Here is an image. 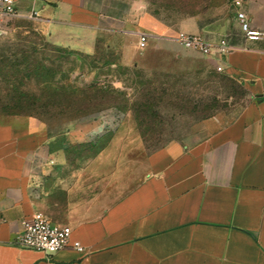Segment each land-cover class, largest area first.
Instances as JSON below:
<instances>
[{
    "label": "crops",
    "instance_id": "1",
    "mask_svg": "<svg viewBox=\"0 0 264 264\" xmlns=\"http://www.w3.org/2000/svg\"><path fill=\"white\" fill-rule=\"evenodd\" d=\"M15 1L20 12L39 13L55 45L93 53L112 37L125 44V65L147 70L175 71L185 53L180 34L201 35L213 46L226 42L227 55L202 56L240 85L247 101L208 119L203 142H172L148 157L145 175L128 187L120 167L105 175L70 169L69 150L110 134L117 112L60 133L32 118H6L0 122V264H264V38H246L232 0L171 27L143 1ZM243 10L251 27L264 32V0H243ZM142 34L149 36L143 49ZM36 213L69 226L71 241L86 251L48 255L17 247L22 222Z\"/></svg>",
    "mask_w": 264,
    "mask_h": 264
},
{
    "label": "rangeland",
    "instance_id": "2",
    "mask_svg": "<svg viewBox=\"0 0 264 264\" xmlns=\"http://www.w3.org/2000/svg\"><path fill=\"white\" fill-rule=\"evenodd\" d=\"M131 1H143L171 27L225 0ZM0 29V122L24 115L60 133L117 112L118 126L110 134L95 144L73 146L69 157L73 171L105 175L120 167L126 172L123 187L142 179L148 157L172 142H203L208 119L247 101L240 85L186 49L179 66L167 73L125 65V44L118 45L112 37L102 38L95 52L85 53L55 45L37 20L7 19ZM78 157L83 163L76 162Z\"/></svg>",
    "mask_w": 264,
    "mask_h": 264
},
{
    "label": "built area",
    "instance_id": "3",
    "mask_svg": "<svg viewBox=\"0 0 264 264\" xmlns=\"http://www.w3.org/2000/svg\"><path fill=\"white\" fill-rule=\"evenodd\" d=\"M236 9L237 20L241 29L249 40H261L264 38V32L254 30L251 27L248 15L243 10V0H232ZM39 13L36 10L28 13H22L17 10L15 0H0V25L7 19H25L38 20ZM3 31L0 29V33ZM149 36L142 34L140 36L139 46L145 48L148 44ZM180 45L187 50L195 51L203 56H224L227 55L232 47L226 42L213 46L201 35L180 34L178 37ZM23 230L15 236L14 244L17 247L31 249L53 255L67 248H73L81 253L86 249L80 242H72V229L66 225L53 223L43 213L33 215L32 221L22 222Z\"/></svg>",
    "mask_w": 264,
    "mask_h": 264
},
{
    "label": "trees",
    "instance_id": "4",
    "mask_svg": "<svg viewBox=\"0 0 264 264\" xmlns=\"http://www.w3.org/2000/svg\"><path fill=\"white\" fill-rule=\"evenodd\" d=\"M24 83H22V85H23ZM20 95H23V94H20ZM15 116H24V115H15Z\"/></svg>",
    "mask_w": 264,
    "mask_h": 264
}]
</instances>
